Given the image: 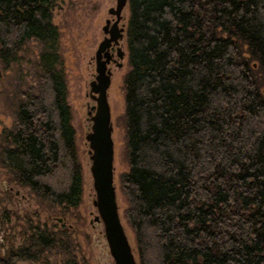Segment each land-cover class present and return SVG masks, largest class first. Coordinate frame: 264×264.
Returning <instances> with one entry per match:
<instances>
[{"label":"trees","instance_id":"obj_1","mask_svg":"<svg viewBox=\"0 0 264 264\" xmlns=\"http://www.w3.org/2000/svg\"><path fill=\"white\" fill-rule=\"evenodd\" d=\"M55 1L0 0L2 64L42 46L38 86L20 94L0 136V165L69 211L83 177ZM129 11L121 186L139 263L264 264V0H129ZM23 235L0 264L73 258L66 231Z\"/></svg>","mask_w":264,"mask_h":264},{"label":"rangeland","instance_id":"obj_2","mask_svg":"<svg viewBox=\"0 0 264 264\" xmlns=\"http://www.w3.org/2000/svg\"><path fill=\"white\" fill-rule=\"evenodd\" d=\"M114 5V0H56L53 4L52 20L61 35L60 48L68 90L67 101L71 109L75 145L82 166L81 204L77 209L69 211L61 207L49 208L42 204L30 189L18 185L9 171L0 165V254L5 253L12 245L17 248L27 244L23 234L29 233L33 226L57 234L66 231L69 239L66 238L64 242L61 237V241L69 243L76 264H115L103 226H91V214L96 215L97 211L93 205L95 190L86 141V104L89 102L87 94L95 74L93 58L103 39L102 28L105 20L109 18L108 9ZM126 15L128 24L129 7L126 9ZM41 50V44L33 40L25 46L18 63L7 68L0 61V136L15 126L16 105L20 94L38 86L37 64ZM126 52L125 68L115 73L109 90V102L114 125L115 183L120 215L131 246L136 250L135 236L126 220L127 201L121 186L122 176L129 171L124 126L125 79L131 71L128 45ZM73 258L64 255L62 250H57L46 253L41 260H26L18 264H68Z\"/></svg>","mask_w":264,"mask_h":264},{"label":"water","instance_id":"obj_3","mask_svg":"<svg viewBox=\"0 0 264 264\" xmlns=\"http://www.w3.org/2000/svg\"><path fill=\"white\" fill-rule=\"evenodd\" d=\"M129 7V0H117L115 13L119 15ZM112 40H106L97 51V76L91 83V93L97 94L96 115L92 118V132L86 136L89 147L90 172L94 182L97 209V220H101L105 228V238L110 255L115 264H140L136 250L131 246L126 228L122 223L118 204L117 185L115 183V142L114 125L111 107L108 101V90L111 77L107 71V61L102 54ZM107 56V55H106ZM62 221V220H60Z\"/></svg>","mask_w":264,"mask_h":264},{"label":"flooded vegetation","instance_id":"obj_4","mask_svg":"<svg viewBox=\"0 0 264 264\" xmlns=\"http://www.w3.org/2000/svg\"><path fill=\"white\" fill-rule=\"evenodd\" d=\"M115 5L110 7L108 9V16L105 20V25L102 28L103 32V39L98 45L97 51L101 44L105 42L106 40H112L111 43L109 44V47L105 49V51L102 54V60H105L107 62V71L111 74L109 76L111 77V86L113 84V80L115 77V73L117 71H122L125 68V60L127 56L126 52V45H127V15H126V10L122 11L119 15L115 13V10L117 8V0H114ZM97 51L95 54V57L93 58V62L95 63V74L93 75V79L91 80L90 84L94 81H96V76H97ZM107 55V56H106ZM110 86V88H111ZM109 88V90H110ZM109 90L107 92L108 94V101H109ZM87 97L89 98V102L86 104L87 108V132L86 136L92 132V126H93V121L92 118L96 115V110H97V101L95 100V97L97 98V94H92L91 93V86H90V92H88ZM110 104V102H109ZM111 107V106H110ZM112 112V110H111ZM88 145V143H87ZM89 148V147H88ZM89 152V151H88ZM96 199V192H95V198ZM94 205V202H93ZM96 209V208H95ZM97 211V209H96ZM93 216V221L91 222V226L93 228L99 225L103 226L104 229V236H105V228L104 224L102 223L101 220H97L98 212L96 215L91 214ZM106 239V238H105ZM107 242V240H106ZM108 245V243H107Z\"/></svg>","mask_w":264,"mask_h":264}]
</instances>
